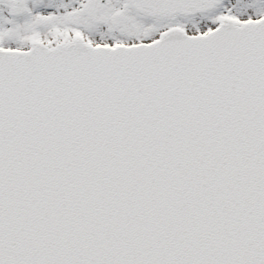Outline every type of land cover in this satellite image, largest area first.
Returning <instances> with one entry per match:
<instances>
[{"label":"snow or ice","instance_id":"obj_1","mask_svg":"<svg viewBox=\"0 0 264 264\" xmlns=\"http://www.w3.org/2000/svg\"><path fill=\"white\" fill-rule=\"evenodd\" d=\"M0 264H264V0H0Z\"/></svg>","mask_w":264,"mask_h":264}]
</instances>
